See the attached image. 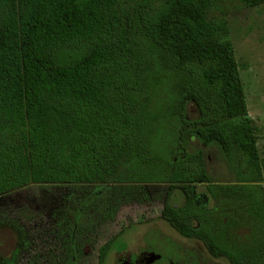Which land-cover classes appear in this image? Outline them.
<instances>
[{
    "label": "trees",
    "instance_id": "1",
    "mask_svg": "<svg viewBox=\"0 0 264 264\" xmlns=\"http://www.w3.org/2000/svg\"><path fill=\"white\" fill-rule=\"evenodd\" d=\"M218 3L0 0V196L163 183L161 218L179 235L229 264H264V170ZM211 149L232 180L213 179ZM175 189L181 205L170 203Z\"/></svg>",
    "mask_w": 264,
    "mask_h": 264
},
{
    "label": "rangeland",
    "instance_id": "2",
    "mask_svg": "<svg viewBox=\"0 0 264 264\" xmlns=\"http://www.w3.org/2000/svg\"><path fill=\"white\" fill-rule=\"evenodd\" d=\"M215 16L226 21L264 170V2L247 6L241 0H219ZM192 145L191 149L201 146L196 140ZM206 158L217 183L232 180L216 149ZM122 180L31 184L1 195L0 264L13 255L18 264H98L99 249L107 242L103 264H116L119 254L143 244L160 256L149 264H169L170 260L173 264H229L210 256L200 242L179 235L161 218L166 184ZM207 199L206 207H213L215 203ZM182 202V193L173 190L170 203ZM125 246L127 251L118 253Z\"/></svg>",
    "mask_w": 264,
    "mask_h": 264
},
{
    "label": "flooded vegetation",
    "instance_id": "3",
    "mask_svg": "<svg viewBox=\"0 0 264 264\" xmlns=\"http://www.w3.org/2000/svg\"><path fill=\"white\" fill-rule=\"evenodd\" d=\"M199 199L201 200L202 206L206 207V203L208 202L207 196L204 194ZM120 251H127L126 246L123 250L120 248L118 253ZM151 253V250L143 244L131 252L129 251L125 252V254H119L120 256L116 258V264H146V261L149 259ZM168 263L173 264V261L170 260Z\"/></svg>",
    "mask_w": 264,
    "mask_h": 264
},
{
    "label": "water",
    "instance_id": "4",
    "mask_svg": "<svg viewBox=\"0 0 264 264\" xmlns=\"http://www.w3.org/2000/svg\"><path fill=\"white\" fill-rule=\"evenodd\" d=\"M160 256L154 253H151L149 259L146 261V264L154 262L156 259H158Z\"/></svg>",
    "mask_w": 264,
    "mask_h": 264
}]
</instances>
